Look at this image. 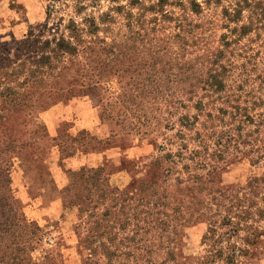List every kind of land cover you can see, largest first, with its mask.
<instances>
[{
	"label": "trees",
	"instance_id": "obj_1",
	"mask_svg": "<svg viewBox=\"0 0 264 264\" xmlns=\"http://www.w3.org/2000/svg\"><path fill=\"white\" fill-rule=\"evenodd\" d=\"M212 13L219 24L207 18ZM45 14L35 28L0 42V118L27 123L32 113L80 95L85 84L114 77L115 101L105 117L127 135L148 140L163 121L168 131L178 126L170 142L176 150L159 145V156L123 186L110 176L138 169L136 159L121 157L111 172L109 159L66 172L59 199L64 208L82 203L87 220L74 230L85 257L101 255L103 264H239L264 237L257 224L264 223V174L226 194L206 176L231 151L264 160V0H47ZM112 136L82 128L37 134L14 147L0 163V264H54L51 249L35 254L45 236L11 187L14 162L41 168L53 151L78 144L85 154L117 150ZM189 181L198 192L185 200L180 185ZM201 217L208 222L203 253L178 257L170 245Z\"/></svg>",
	"mask_w": 264,
	"mask_h": 264
},
{
	"label": "rangeland",
	"instance_id": "obj_2",
	"mask_svg": "<svg viewBox=\"0 0 264 264\" xmlns=\"http://www.w3.org/2000/svg\"><path fill=\"white\" fill-rule=\"evenodd\" d=\"M46 4L47 0H0V42L10 41L12 37L18 38L43 22L46 15ZM210 15L208 14L207 18L214 20L216 25L219 24V17L213 13ZM219 32L220 30L215 26L211 38L214 46ZM117 86L114 77L85 84L80 95L59 104L58 109L47 117L49 122L44 119V112L48 111L47 109L32 113L29 122L17 126H13L8 117L0 118V163L14 154L15 146L36 139L37 134L43 137L55 135L58 137V131H60V136L65 133L74 135L87 123V116L91 112L97 114V128L93 129V134L99 137L104 131H108L113 135L110 145H117L119 148L117 150H120L122 154L125 153L122 155L123 158L129 157L137 160L138 169L127 171L129 180L137 170H140L142 164L148 162L151 157L159 156L157 151L159 145H163L166 151L174 152L177 146L170 142L176 140L174 135L178 126L168 131L162 128L165 123L163 121L157 127V132H162L163 135L159 136L157 133L148 140H141L140 136L127 135L120 122L116 123L114 119L105 117L108 112L107 104L115 101L113 96L115 94L112 95V93ZM166 107L167 110L171 108L170 105ZM170 110L172 112V108ZM99 115L105 118H100ZM162 116H169V114L163 109ZM172 118L174 120L175 115ZM57 123L59 126L56 128ZM184 132L189 133L186 130ZM193 146L191 144V147ZM46 149L44 148V151H47ZM248 153L249 155L246 156L235 151L225 154L221 161L215 163L216 167L210 171L206 179L211 180L215 187L226 194L228 190L244 186L252 177H262L264 160L255 159L256 154ZM108 154H110L108 155L110 159L107 162L106 172L119 169L122 161L120 155ZM252 157L258 162H252ZM48 158V162L41 168L35 167L28 159L22 161L18 159L11 168V187L20 200L27 220L32 226L44 232L45 237L41 247L36 250L35 254L45 255L47 250L51 249L54 264H103L101 255L87 259L82 248L78 246L74 226L82 218L87 220L85 214L80 211L82 203L78 202L64 208L59 199V189L67 181L66 172L80 170L87 165L83 146L78 144L62 152L53 151ZM22 169L28 173L27 178L23 176ZM193 184L189 181L180 185L185 200H190L197 195L198 188H195ZM261 194L264 195V186ZM218 203L222 207L225 201L219 200ZM259 205L264 207V203ZM257 224L264 226V223ZM207 228L208 222L204 217L197 219L181 230L175 242L170 245V249H173L175 254L183 259L189 258L190 255L202 254L201 242ZM46 239L50 243L55 241V245L45 243ZM261 239L251 247L247 257L240 259L239 264H264V237ZM157 253L158 257L163 255Z\"/></svg>",
	"mask_w": 264,
	"mask_h": 264
},
{
	"label": "crops",
	"instance_id": "obj_3",
	"mask_svg": "<svg viewBox=\"0 0 264 264\" xmlns=\"http://www.w3.org/2000/svg\"><path fill=\"white\" fill-rule=\"evenodd\" d=\"M59 104L60 103H58V104L50 107L49 109H47L48 111L44 112V115L45 116L44 115L43 116H44V119L47 122H49L47 120V117L48 116H51L52 113H53V111L56 110V109H58ZM82 128L89 129V130H93L94 128H97V124H96V114H95V112L94 113L91 112L89 114V116H87V123H85L84 126H82L80 129H82ZM108 153H112V155H120V157H122V155L125 154V153L122 154L120 150H116V149H113V150L111 149L108 152L107 151L106 152H101V153L94 152V153H90V154H85L86 161H87V165H89V166H97V165H100L104 161V159H110V158H108L110 156V154H108ZM109 180L114 185L123 186V185H125V184L128 183V181H129V174L127 172H125V171H118L116 173H113L110 176V179Z\"/></svg>",
	"mask_w": 264,
	"mask_h": 264
}]
</instances>
